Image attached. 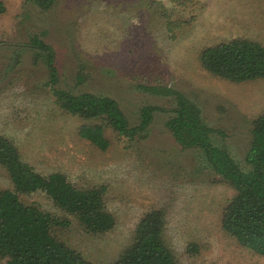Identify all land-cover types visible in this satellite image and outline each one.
Here are the masks:
<instances>
[{
    "label": "rangeland",
    "instance_id": "obj_1",
    "mask_svg": "<svg viewBox=\"0 0 264 264\" xmlns=\"http://www.w3.org/2000/svg\"><path fill=\"white\" fill-rule=\"evenodd\" d=\"M0 13V135L37 171H60L78 186L104 185L116 219L106 233L86 232L76 218L41 192L26 203L70 220L57 236L87 259L112 262L127 245L141 215L163 207L166 236L180 264H264V255L239 246L220 228L234 190L208 166L203 153L182 149L157 110L143 136L129 139L106 128L101 150L79 135L83 119L62 110L52 88L114 97L131 124L144 105L168 109L173 95L147 90L169 85L185 93L205 122L219 130L244 170L253 120L264 111V78L232 82L206 71L204 47L242 37L264 44V0H57L43 10L28 0H3ZM38 35L52 45L58 82L50 83L43 55L25 45ZM0 165V188H11ZM197 243L199 252L185 250ZM0 260V264H1Z\"/></svg>",
    "mask_w": 264,
    "mask_h": 264
},
{
    "label": "trees",
    "instance_id": "obj_2",
    "mask_svg": "<svg viewBox=\"0 0 264 264\" xmlns=\"http://www.w3.org/2000/svg\"><path fill=\"white\" fill-rule=\"evenodd\" d=\"M48 10L57 0H28ZM7 10L0 0V13ZM43 55L50 83L58 82L55 51L52 45L34 35L25 43ZM201 66L209 73L232 81L248 82L264 78V44L237 37L204 47ZM147 90L173 95L171 109L144 105L137 124H131L114 97L93 92H72L53 87L55 102L67 113L78 116L84 123L79 135L95 147L105 150L110 145L106 128L120 136L134 139L143 136L150 127L154 112H170L166 126L182 149L203 153L208 166L219 179L233 188L234 194L224 204L220 228L244 248L264 255V111L254 120L244 170L229 151L215 144L212 134L219 130L209 126L200 107L185 93L169 85H147ZM0 165L10 176L12 187L0 188V260L1 264H180L167 240V212L163 207L144 212L127 245L112 262L87 259L79 250L60 239L56 228H66L70 220L60 218L35 203H26L21 194L41 192L53 203L73 215L88 233L110 231L116 223L107 208L104 185L82 187L60 171L47 174L25 162L16 145L0 135ZM189 255L199 252L197 243H190Z\"/></svg>",
    "mask_w": 264,
    "mask_h": 264
}]
</instances>
